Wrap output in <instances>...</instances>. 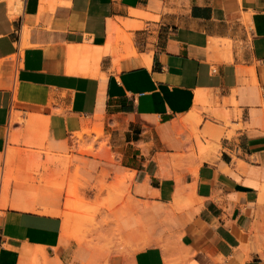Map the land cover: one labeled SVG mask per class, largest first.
<instances>
[{"label":"crops","instance_id":"crops-1","mask_svg":"<svg viewBox=\"0 0 264 264\" xmlns=\"http://www.w3.org/2000/svg\"><path fill=\"white\" fill-rule=\"evenodd\" d=\"M29 114L56 150L109 136L88 191L128 183L139 245L108 264H264V0H0V166ZM7 201L0 264L90 259L66 209Z\"/></svg>","mask_w":264,"mask_h":264},{"label":"rangeland","instance_id":"rangeland-1","mask_svg":"<svg viewBox=\"0 0 264 264\" xmlns=\"http://www.w3.org/2000/svg\"><path fill=\"white\" fill-rule=\"evenodd\" d=\"M21 1L15 7L16 13ZM121 40L131 41L128 36H122ZM31 116H38L40 122L35 126L27 125L26 119ZM16 121L20 128L15 129L17 123L12 124L7 158L0 166L3 184L10 180L8 192H2L1 207L11 206L7 205V199L11 202L21 197L23 201H36L40 207L53 205L58 210L66 209L64 217L70 223V235L85 245L90 254V259L83 264H108L115 253L135 250L139 245L135 236L139 233L136 228L127 230L123 225L125 218L136 214L128 183L123 179L121 188H110L103 196L88 191L86 172L94 162L111 155L109 136L103 125L84 127L76 137L74 133L72 145L56 150L50 145L47 129L39 127L45 122L44 117L29 114L23 118L21 115ZM202 121L203 118L195 125ZM173 260L175 264H187L178 256Z\"/></svg>","mask_w":264,"mask_h":264},{"label":"bare ground","instance_id":"bare-ground-1","mask_svg":"<svg viewBox=\"0 0 264 264\" xmlns=\"http://www.w3.org/2000/svg\"><path fill=\"white\" fill-rule=\"evenodd\" d=\"M9 3H10V6L12 8V11L13 12H16L15 11V7L18 3H20V0H9ZM92 49L91 46H86V48L84 49L85 53H88L90 55H92L93 58H98L99 55L101 54L99 48H97L94 52H90V50ZM80 136V135H79ZM83 136H81L82 138ZM79 138V137H78ZM84 138V137H83ZM67 215V214H66ZM67 229V228H66ZM69 233V231H67Z\"/></svg>","mask_w":264,"mask_h":264}]
</instances>
